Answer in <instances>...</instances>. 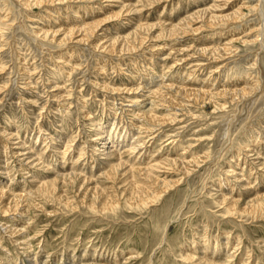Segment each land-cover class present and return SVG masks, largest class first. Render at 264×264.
Masks as SVG:
<instances>
[{"label": "rangeland", "instance_id": "374dc122", "mask_svg": "<svg viewBox=\"0 0 264 264\" xmlns=\"http://www.w3.org/2000/svg\"><path fill=\"white\" fill-rule=\"evenodd\" d=\"M26 1L30 2L26 5ZM213 1L159 0L146 5L144 0H50L42 4L35 0H0V171H3L0 173V190L6 192L5 198L0 200V264H243L244 261V264H264V210L230 213L226 209L234 198L243 207L252 197L264 194V152L261 153L264 151V94L257 92L239 103L217 95L221 103L227 100L225 107L219 109L209 99L185 97L176 90L177 86L185 87L189 83L190 88L195 85L194 88L209 89L211 93L233 88L237 80L236 85L240 86L249 79L253 81L250 76L254 74H257L255 79H261L258 66L263 67L264 75L263 0H232L225 12L237 8L244 11L233 24L219 29L203 26L195 31L185 27L186 33L169 34L171 25L182 22L184 25L190 13ZM255 5L261 7L259 14L254 10ZM125 6L133 10L127 11ZM90 7L93 10L89 11ZM120 10L119 17L108 18L112 11ZM76 18L81 19L76 21L77 24L103 21L95 31L96 35L88 40H80L77 36L73 40L59 41L63 28L77 26ZM260 21L261 25L257 26ZM200 23L195 21L190 26L197 27ZM56 30L59 33L55 39L43 37L42 33ZM257 30L262 31L258 39L253 37ZM142 34L141 41L134 40V36ZM125 35L133 44L137 42L135 47L123 46L121 50L120 44L116 52L104 47L111 42V37L123 38ZM205 37L207 41L211 40L207 43ZM220 44L228 51L219 59L210 58L202 51L203 46L213 48ZM255 53L261 59L253 65ZM157 81L163 86L170 84L167 85L170 91L165 88L167 86H158ZM226 83L230 85L227 87ZM157 88L174 96L176 102L178 99V104L150 93L149 89ZM150 99H154L155 116L168 117L163 124L152 122L141 113L150 105ZM139 100H143L140 106ZM130 118L136 125L128 120ZM110 125L115 127V130L112 127L111 141L115 142L116 150L105 161L104 154L96 156L92 153L94 149L89 143L98 126L109 132ZM70 134H74V139ZM137 135L141 137L137 138ZM51 137L57 142L54 143ZM67 138L68 141L73 139L70 140L73 145L67 146ZM131 138L135 140L132 142ZM84 142L86 150L82 149ZM131 142L136 143L134 150L129 148ZM253 146L261 150L257 159L253 158L254 152L249 148ZM23 150H26L24 157L21 155ZM42 151L45 154L42 155ZM78 153L83 156L79 157ZM160 157L168 159L169 164L165 161L156 167L155 174L161 180H170L171 185L165 190L159 188L155 198L130 203L125 185L131 178L130 168L149 166L161 161ZM172 158L178 159L177 164H171L169 159ZM148 159L153 162L149 164ZM118 161L126 167L125 174L120 170L114 181L106 179L104 172ZM54 165L59 167H56L59 173H78L79 177L97 179L96 185L101 189L97 200L94 198L96 202L89 204L90 191L84 186L81 188L76 180L75 187L61 178L56 181V196L63 194L61 197L38 190L39 181H50L54 177ZM253 168H257L256 172ZM251 179L253 182L249 181ZM13 180L14 187L8 183ZM139 180L136 178L138 184H142ZM93 182L95 180L88 188L94 185ZM106 193L118 195L119 203L114 208L102 207L100 200ZM18 194H22V205L5 212L3 204ZM216 197L227 200L220 203Z\"/></svg>", "mask_w": 264, "mask_h": 264}, {"label": "bare ground", "instance_id": "6f19581e", "mask_svg": "<svg viewBox=\"0 0 264 264\" xmlns=\"http://www.w3.org/2000/svg\"><path fill=\"white\" fill-rule=\"evenodd\" d=\"M36 2L35 3H39V4H42L44 1H50V0H35ZM105 1H113V0H105ZM145 2H146V5H151L152 3H154V2H157V1H159V0H144ZM232 0H214L213 1V3L211 2V4L210 5H208V6H206V7H204V8H200V9H198V10H196V11H194V13L193 14H191L190 13V16H189V20H188V22H185L184 23V25L182 24V23H176V24H173V25H171L170 26V28H169V30H168V32H169V34H176V33H186V29H185V27H188L190 30H192V31H195V30H198V29H200L201 27H203V26H209L210 28L211 27H213L214 29H219V28H221L222 26H224V25H230V24H233L234 22H236L237 20H239L241 17H242V11H243V9H240V8H237L236 10H233V11H231V12H225V8H226V6H228L229 4H230V2H231ZM30 2V1H29ZM28 1H26V5L29 3ZM32 2V1H31ZM34 2V1H33ZM121 2V1H120ZM119 2V3H120ZM262 2H264V0L262 1ZM32 4V3H31ZM92 4V3H91ZM91 4H90V6H91ZM261 4V3H260ZM244 5V4H243ZM242 5V6H243ZM245 5H247V4H245ZM30 6V5H29ZM89 6V5H88ZM94 6V5H93ZM78 7V6H77ZM98 7V6H97ZM100 7V6H99ZM98 7V8H99ZM110 7V6H109ZM123 7V6H122ZM126 7V6H125ZM260 7V6H259ZM264 7V6H263ZM262 7V8H263ZM261 8V7H260ZM260 8H258L257 7V5H255V7H254V10H256V12L258 13L259 12V9ZM51 9V8H50ZM96 9V8H95ZM232 9V8H231ZM84 10V9H83ZM82 10V11H83ZM90 10H93V8L92 7H90V9H89V11ZM126 10L127 11H132L133 10V8L132 7H126ZM134 10H137V9H135L134 8ZM229 10H230V8H229ZM85 11V10H84ZM88 11V12H89ZM262 11V10H261ZM79 12V11H78ZM87 12V13H88ZM121 10L120 11H118V12H113L112 11V13L113 14H111L110 16H108V18H110V17H119L120 16V14H121ZM244 12V11H243ZM86 13V12H85ZM264 13V12H263ZM259 14V13H258ZM85 15V14H84ZM262 15V14H261ZM244 16V15H243ZM245 16H246V14H245ZM260 16V15H259ZM258 16V17H259ZM49 17V16H48ZM72 17V16H71ZM74 17H75V15H74ZM80 17H82L81 15H80ZM137 17V16H136ZM263 17V16H262ZM261 16H260V18H262ZM65 18V17H64ZM83 18V17H82ZM66 19V18H65ZM75 19V18H74ZM73 19V20H74ZM106 19V18H105ZM264 19V18H263ZM79 20H81L80 18H79ZM77 18H76V20L74 21L75 23H76V21H79ZM134 20V19H133ZM241 20H244L243 18L241 19ZM84 21V20H83ZM88 21V20H87ZM91 22H86L85 23V21L81 24L80 22H78L79 24H77V26L75 27V24H74V26L72 27L71 25V27H66V28H63L64 30H63V34H62V37L59 39V41H63V40H70V39H74L75 37H77V36H80L78 39H80V40H88L93 34H95V31L97 30V28L99 27V25L102 23V21L103 20H96V21H92V20H90ZM195 21H200L201 23L199 24V26L197 25V27H191L190 25L192 24V22H195ZM245 21H246V19H245ZM244 21V22H245ZM259 21V20H258ZM73 22V23H74ZM130 22V21H129ZM240 22H242V21H240ZM141 23H143V22H141ZM238 23V22H237ZM243 23V22H242ZM71 24V23H70ZM139 24V23H138ZM258 24H260L261 25V21H260V23H258L257 22V26H259ZM65 25H67V24H65ZM69 25V24H68ZM73 25V24H72ZM139 25H141V24H139ZM239 25V24H238ZM237 25V26H238ZM62 26V25H61ZM116 26V25H115ZM143 26V25H142ZM141 26V27H142ZM233 26V25H232ZM256 26V27H257ZM65 27V26H64ZM101 27V26H100ZM138 27H140V26H138ZM227 27V26H226ZM102 28V27H101ZM187 28V29H188ZM230 28V27H229ZM228 28V29H229ZM235 28V27H234ZM253 28H254V26H253ZM105 29V28H104ZM138 29V28H137ZM140 29V28H139ZM227 29V30H228ZM232 29V28H231ZM249 29V28H248ZM258 29V28H257ZM263 29V28H262ZM261 29V30H262ZM61 30V29H60ZM134 30H136V29H134ZM261 30H257L256 31V36H253V37H255L256 39H258L259 38V35L261 34ZM105 31V30H104ZM138 31V30H137ZM215 31H217V30H215ZM220 31V33H221V31L222 30H219ZM226 31V30H225ZM232 31V30H231ZM234 31V30H233ZM250 31V30H249ZM251 31H253V30H251ZM61 32V31H60ZM97 32V31H96ZM99 32V31H98ZM101 32V31H100ZM133 32V31H132ZM218 32V31H217ZM216 32V33H217ZM57 33H59V30H56V31H53V32H51V33H49L48 31L47 32H44V33H42L44 36L43 37H51L52 39H55V37H56V34ZM137 33H139V31L137 32ZM178 33V34H179ZM232 33V32H231ZM263 33H264V30H263ZM102 34H103V31H102ZM128 34V33H127ZM139 34H141V33H139ZM223 34H226V33H223ZM228 35H229V31H228V33H227ZM248 34V33H247ZM96 35V34H95ZM130 36H131V31H130V34H129ZM183 35V34H182ZM208 35H209V33H208ZM262 35V34H261ZM94 36V35H93ZM100 36V35H99ZM102 36V35H101ZM104 37H105V35H103ZM119 36H121V35H119ZM129 36V37H130ZM133 36V35H132ZM141 36H143V34L142 35H137V36H134V40H138V41H141V39H142V37ZM219 36V35H218ZM227 36V35H226ZM233 36V35H232ZM59 37V36H58ZM115 36H113V37H111L112 38V40H111V42H109L108 43V45L106 44V46H104V47H106V49L107 50H109L110 52L111 51H114V52H116L115 50H116V48L121 44L122 45V47L121 46H119L120 47V49L121 48H124L123 46H125V47H127V48H131V46H133V47H135L134 46V44H135V42H134V44L132 43V40H130V39H128V38H126V35H125V37H115ZM127 37H128V35H127ZM193 37V36H192ZM206 37H207V35H206ZM205 37V38H206ZM222 37V36H221ZM92 38V37H91ZM108 38V37H107ZM110 38V39H111ZM209 38H210V36H209ZM227 38V37H226ZM229 38V37H228ZM232 38V37H231ZM243 38V37H242ZM109 39V38H108ZM215 39H217V36H216V38ZM219 39V41H220V38H218ZM238 39H240V38H238ZM77 40V39H76ZM91 40V39H90ZM199 40V39H198ZM203 40V39H202ZM209 40H211V39H209ZM208 40V41H209ZM214 40V39H213ZM227 40V39H226ZM57 41H58V39H57ZM79 41V40H78ZM206 41H207V38H206ZM208 41H207V43H208ZM229 41V40H228ZM242 41V40H241ZM243 41H244V39H243ZM260 41V40H259ZM263 42H262V45L264 44V40H262ZM67 42V41H66ZM65 42V43H66ZM105 42H107V41H105ZM211 42V41H210ZM224 42V41H223ZM261 42V41H260ZM71 43H73V42H71ZM79 43V42H78ZM77 43V44H78ZM83 43H85V41L83 42ZM137 43V42H136ZM142 43V42H141ZM206 43V44H207ZM222 43V42H221ZM67 44V43H66ZM66 44H64V45H66ZM132 44V45H131ZM258 44H259V42H258ZM261 44V43H260ZM75 45V44H74ZM91 45H92V43H91ZM221 45H223V44H220V46H214L213 48L212 47H209V46H203L202 47V51L203 52H205L206 54H208L209 55V57L210 58H215V59H217L218 57H224L225 56V54L224 53H226V48L225 47H221ZM79 46V45H78ZM95 46V45H94ZM93 46V47H94ZM99 46V45H98ZM97 46V47H98ZM256 46L258 47V45L256 44ZM103 47V48H104ZM182 47V46H181ZM262 47H264V46H262ZM90 48V47H89ZM92 48V47H91ZM232 49V48H231ZM118 50V49H117ZM121 50H123V49H121ZM196 50V49H195ZM62 51V50H61ZM64 51V50H63ZM108 51V52H109ZM197 51V50H196ZM196 51L194 52V53H196ZM228 51V50H227ZM231 51V50H230ZM257 51V50H256ZM264 51V50H263ZM59 52V51H58ZM70 52V51H69ZM203 52H201V53H203ZM61 53V52H60ZM63 53V52H62ZM199 53V52H198ZM257 53V52H256ZM255 53V54H256ZM261 53H263V52H261ZM64 54H65V52H64ZM71 54H72V52L69 54L70 55V57H71ZM66 55V54H65ZM73 55V54H72ZM229 55V54H228ZM62 56H63V54H62ZM264 56V55H263ZM65 57V56H64ZM69 57V58H70ZM254 57H256L254 60H253V65L257 62V60L260 58V57H258V55L256 54V56H254ZM262 57V56H261ZM209 58V59H210ZM207 59H208V57H207ZM215 59H213V60H215ZM219 59V58H218ZM261 59V58H260ZM259 59V60H260ZM61 60V59H60ZM182 60V59H181ZM68 61V60H67ZM196 61V60H195ZM217 61V60H216ZM254 61H255V63H254ZM263 61V60H262ZM61 62V61H60ZM154 62V61H153ZM264 62V61H263ZM66 63V62H65ZM64 64V63H63ZM153 64V63H152ZM199 64V63H198ZM217 64V63H216ZM62 65V64H61ZM146 65V64H145ZM256 65V64H255ZM261 65H263V64H261ZM149 66V65H148ZM200 66V65H199ZM64 67V66H63ZM62 67V68H63ZM73 67V66H72ZM71 67V68H72ZM196 67V66H195ZM219 67V66H218ZM257 67V66H256ZM61 68V67H60ZM144 68H146L145 66H144ZM258 69L257 70H259V72H261V75L259 76V77H261V79L260 78H256L255 79V77L254 76H256L255 74H254V76L252 77V76H250V78H254V79H251V80H253V81H249L248 80V82H246V83H244V84H240V86H237L236 84L239 82V80H237L238 82H236L235 80H232V82H236V84H234L235 85V87H233V88H229V89H225V88H223V89H218L216 92L214 91L213 93H211V91L209 90V89H206V90H204V89H199L198 90V88L196 89V88H194V86L192 87V88H190L191 87V84H190V86H189V84H188V86H186L185 85V87H183V86H181V85H179V87L177 86V92L180 94V95H183V96H185V97H194V98H200V97H203V99H209L210 101H213L214 102V104H215V108H219V109H223V107H225V103L227 102V100L225 101L224 100V102H220V100L221 99H218V97H217V95L218 96H220V95H223V96H225V97H227V99L229 98L230 100H234L235 102H241V101H244L248 96H252L253 94H255V93H257V92H261V94H264V75H263V67H257ZM70 69V68H69ZM152 69V68H151ZM216 69V68H215ZM219 69V68H218ZM64 70V69H63ZM139 70V69H138ZM147 70V69H146ZM217 70V69H216ZM143 71V70H142ZM151 71V70H150ZM149 71V72H150ZM158 72V71H157ZM191 72V71H190ZM218 72V71H217ZM67 73V72H66ZM65 73V74H66ZM144 73V72H143ZM152 73V72H151ZM154 73V72H153ZM145 74H146V76H147V71L145 72ZM144 74V75H145ZM163 74V73H162ZM259 74V73H258ZM67 75V74H66ZM138 75V74H137ZM140 76L142 75V74H139ZM143 75V76H144ZM152 75V74H151ZM151 75H148V76H151ZM160 75V74H159ZM192 75V74H191ZM142 76V77H143ZM164 76V75H163ZM139 77V76H138ZM153 77V76H152ZM151 77V78H152ZM157 77V76H156ZM194 77V76H193ZM217 77V76H216ZM215 77V78H216ZM242 77H245V76H242ZM241 77V78H242ZM141 78V77H140ZM160 79H161V77H159ZM213 78V77H212ZM214 78V79H215ZM239 78V77H238ZM237 78V79H238ZM134 79V78H133ZM143 79H146V77L145 78H143ZM149 79V78H148ZM157 79V78H156ZM160 79H159V81H160ZM187 79V78H186ZM240 79V78H239ZM56 80V79H55ZM150 80V79H149ZM162 80H163V78H162ZM161 80V81H162ZM204 80V79H203ZM208 80V79H207ZM213 80V79H212ZM211 80V81H212ZM242 80V79H241ZM155 81V80H154ZM191 81V80H190ZM210 81V80H209ZM215 81V80H214ZM214 81H213V83H214ZM243 81V80H242ZM247 81V80H246ZM148 82H150V81H148ZM204 82V81H203ZM202 82V83H203ZM205 82H206V80H205ZM204 82V83H205ZM60 83V82H59ZM144 83V82H143ZM156 83V82H155ZM161 83V82H160ZM165 83V82H164ZM169 83H171V80L169 81ZM181 83V82H180ZM200 83V82H199ZM220 83V82H219ZM218 83V84H219ZM228 83H230V82H228ZM156 84H158V81H157V83ZM185 84H186V82H185ZM206 84V83H205ZM49 85V84H48ZM161 86L162 85V87H165V86H169L170 84H165V86H163V84L161 83V84H158V86ZM200 85H201V83H200ZM219 85H221V83L219 84ZM222 85H224V83L222 84ZM226 85H227V83H226ZM228 85H230V84H228ZM228 85H227V87H228ZM233 85V84H232ZM147 86V85H146ZM168 86L167 87H165V88H167V91H170L169 89H168ZM181 86V87H180ZM171 87V86H170ZM176 87V86H175ZM203 87V86H202ZM210 87H211V85H210ZM139 88V87H138ZM147 88V87H146ZM161 88V87H160ZM172 88H173V86H172ZM219 88H220V86H219ZM137 89V88H136ZM140 89V88H139ZM138 90V89H137ZM215 90V89H214ZM144 91V90H143ZM142 90H141V92H143ZM149 91H150V93L152 92L153 94L154 93H156L155 95H159V97H163V98H165V99H167L170 103H173L174 105H177L178 103V99H177V102H176V98L174 99V96H171L170 94L169 95H167L165 92H163L162 90H160L159 88H157V89H149ZM148 91V92H149ZM172 91V90H171ZM140 92V93H141ZM173 92V91H172ZM138 93V92H137ZM139 93V94H140ZM170 93V92H169ZM174 93V92H173ZM172 93V94H173ZM178 93H176V94H178ZM65 94V93H64ZM152 94V95H153ZM179 94H178V96H179ZM258 94V93H257ZM54 95V94H53ZM143 95V94H142ZM259 95H260V93H259ZM118 96H120V95H118ZM176 96V95H175ZM261 96V95H260ZM263 96V95H262ZM138 97V96H137ZM140 97H142V96H140ZM145 97H148V96H145ZM145 97H142L143 99L145 98ZM152 97V96H151ZM158 97V96H157ZM182 97V96H181ZM224 97V98H225ZM257 97H258V95H257ZM120 98V97H119ZM124 98H125V96H124ZM136 98V97H135ZM178 98V97H177ZM264 98V97H263ZM118 99V98H117ZM122 99V98H121ZM120 99V100H121ZM146 99V98H145ZM161 99V98H160ZM180 99V98H179ZM182 99V98H181ZM195 99V100H196ZM132 100H135V99H132ZM153 100L154 99H152V101H151V99H150V105L148 106V107H146V108H144V110L142 109V108H140V109H142L143 110V112H141V113H143V115L144 116H146L147 118H148V120H153L152 122H154V121H161V123H162V121H164V120H166V118H168V117H165V118H162V117H160V115H159V117H157V116H155L156 114H154V102H153ZM155 100H156V98H155ZM198 100V99H197ZM196 100V101H197ZM199 100H201V99H199ZM146 101V100H145ZM148 101V100H147ZM161 101H163V99H161ZM229 101V100H228ZM231 101V102H232ZM142 102V103H141ZM160 102V101H159ZM168 102V103H169ZM212 102V103H213ZM143 104V100H139L138 101V105L139 104ZM146 103V102H145ZM202 103H204L203 102V100H202ZM140 104V105H141ZM180 104H181V102H180ZM135 105H137V103H135ZM139 105V106H140ZM159 105V104H158ZM171 105V104H170ZM65 106V105H64ZM107 106V105H106ZM156 106H157V104H156ZM180 106V105H179ZM66 107V106H65ZM135 107V106H134ZM174 107V106H173ZM116 108H117V105H116ZM120 108V107H119ZM169 108V107H168ZM176 109V108H175ZM118 110V109H117ZM127 110V109H126ZM132 110V109H131ZM138 110H139V108H138ZM115 112H116V110H114ZM123 111H125V110H123ZM140 111V110H139ZM126 112V111H125ZM118 114V113H117ZM121 115V114H120ZM137 115H139V113L137 114ZM142 115V116H143ZM177 115V114H176ZM115 116V115H114ZM122 116V115H121ZM168 116V115H167ZM42 117V116H41ZM131 117H133V114H132V116ZM115 118V117H114ZM125 118V117H124ZM124 118H122L123 120H124ZM170 118V117H169ZM116 119V118H115ZM121 119V118H120ZM144 119V118H143ZM118 119H116V121H117ZM122 120V121H123ZM129 121L131 120V118L130 119H128ZM127 120V121H128ZM145 120V119H144ZM120 121V120H119ZM128 121V122H129ZM132 121V120H131ZM134 121V120H133ZM133 121H132V123H133ZM139 121H141V120H139ZM151 121H147L146 120V122H151ZM143 122V121H142ZM101 123V122H100ZM106 123V122H105ZM114 123H116L115 121H114ZM114 123H111V125L112 124H114ZM118 123H120V122H118ZM117 123V124H118ZM156 123V122H155ZM121 124V123H120ZM125 124V123H124ZM134 124V123H133ZM163 124V123H162ZM9 125V124H8ZM104 125V124H103ZM109 125V124H108ZM110 125V126H111ZM134 125H136V124H134ZM140 125V127H141V124H139ZM144 125V124H143ZM146 126H147V123L145 124ZM152 125V124H151ZM105 126V125H104ZM131 126V125H130ZM129 126V127H130ZM109 127V126H108ZM112 127H114V126H111V128H110V131L108 132V129H102L100 126H98L97 128H96V131H95V133L92 135V138H91V142H93V143H89V145H91L92 146V148L94 149L93 151H92V149H91V151H92V153H95L96 154V156L97 155H99V154H104L105 155V157H104V159H106L105 161H108V159H110V157H111V155H113L114 153H115V142H113V141H111V138L113 137L111 134H112ZM151 127H153V126H151ZM39 128V127H38ZM127 128V127H126ZM134 128H132L131 130H133ZM152 129V128H151ZM114 130H115V127H114ZM130 130V131H131ZM138 130V129H137ZM140 130H142V129H140ZM145 130H146V128H145ZM129 131V130H128ZM133 131H135V130H133ZM121 132V131H120ZM124 132V131H123ZM132 132V131H131ZM12 133V132H11ZM18 133V132H17ZM57 133V132H56ZM64 133V132H63ZM115 133V132H114ZM117 133V132H116ZM6 134V133H5ZM13 134V133H12ZM122 134V133H121ZM138 134V133H137ZM11 135V134H10ZM9 135V136H10ZM31 135V134H30ZM37 135H38V133H37ZM36 135V136H37ZM42 135H44V134H42ZM51 135V134H50ZM74 135V134H73ZM72 135V136H73ZM76 135H78V134H76ZM114 135V134H113ZM123 135H126V133L125 134H123ZM122 135V136H123ZM135 135V134H134ZM16 136H18V135H16ZM39 136V135H38ZM57 136V135H56ZM61 136V135H60ZM70 136H71V134H70ZM71 136V137H72ZM112 136V137H111ZM118 136V135H117ZM138 136V135H137ZM140 136V135H139ZM139 136L137 137V138H139ZM154 136V135H153ZM20 137H21V135H20ZM35 137V136H34ZM42 137H44V136H42ZM47 137V136H46ZM63 137V136H62ZM70 137V138H71ZM76 137V136H75ZM134 137H136V135L134 136ZM141 137V136H140ZM52 138V137H51ZM54 138V137H53ZM53 138L51 139V140H53ZM77 138V137H76ZM125 138H126V136H125ZM136 138V139H137ZM256 138H258V136H256ZM17 139H19V137L17 138ZM31 139V138H30ZM38 139V138H37ZM36 139V140H37ZM41 139V138H40ZM44 139V138H43ZM65 139V138H64ZM73 139H74V136H73ZM73 139H69V141H68V138H67V141L69 142V145L67 144V146H71V142H70V140L71 141H73ZM90 139V138H89ZM88 139V140H89ZM115 139V138H114ZM113 139V140H114ZM120 139V138H119ZM172 139H174V138H172ZM176 139V138H175ZM50 140V139H49ZM55 140V139H54ZM53 140V141H54ZM59 140V139H58ZM76 140V139H75ZM74 140V141H75ZM128 140V139H127ZM133 140H135L134 138H133ZM133 140H132V138H131V141L133 142ZM141 140V139H140ZM262 140V139H261ZM35 141V140H34ZM66 141V142H67ZM119 141V140H118ZM121 141H122V139H121ZM142 141V140H141ZM173 141V140H172ZM260 140H258V142H259ZM9 142V141H8ZM45 142H46V139H45ZM52 142V141H51ZM57 141H54V143H56ZM63 142V141H62ZM65 142V143H66ZM83 142V141H82ZM132 142H131V144H129V148L131 149V150H134L135 149V145L134 144H136V143H134V144H132ZM255 142H256V139H255ZM261 142V141H260ZM10 143V142H9ZM15 143H18L16 140H15ZM32 143V142H31ZM64 143V142H63ZM71 143V144H70ZM120 143V142H119ZM248 143H250V142H248ZM262 143V142H261ZM21 143H19V145H20ZM23 144V143H22ZM59 144V143H58ZM80 144H82V143H80ZM84 144H85V142H84ZM83 144V146L84 147H82V149H85L86 147H87V145L85 146ZM88 144V143H87ZM126 144H127V142H126ZM143 144V143H142ZM243 144V143H242ZM15 145V144H14ZM24 145V144H23ZM31 145V144H30ZM73 145V144H72ZM124 144H122V146H123ZM128 145V144H127ZM246 145V144H245ZM249 145H251V144H249ZM254 145V144H253ZM4 146H6V148H7V144L5 145L4 144ZM21 146V145H20ZM44 146V145H43ZM48 146V145H47ZM59 146V145H58ZM65 146V145H64ZM64 146H63V148H64ZM121 146V147H122ZM148 146V145H147ZM243 146V145H242ZM258 146V145H257ZM261 146V145H260ZM259 146V147H260ZM10 147V146H9ZM17 147V146H16ZM22 147H24V146H22ZM33 147H35V145L33 146ZM32 147V148H33ZM45 147V146H44ZM44 147H41L42 148V150H44L43 148ZM54 147V146H53ZM76 147V146H75ZM74 147V148H75ZM118 147V146H117ZM139 147V146H138ZM149 147V146H148ZM240 147H241V145H240ZM246 147H248V146H246ZM245 147V148H246ZM70 148V147H69ZM69 148H68V150H69ZM119 148V147H118ZM136 148H137V145H136ZM249 148H252V151L254 152L253 153V155L255 156V157H253V155H252V157L254 158V159H257V157L259 156V153L261 152V150L260 151H258L257 150V147H249ZM9 149H12V148H9ZM8 149V150H9ZM13 149H15V148H13ZM48 149V148H47ZM53 149V148H52ZM62 149V148H61ZM65 149V148H64ZM72 149V148H71ZM79 149V148H78ZM123 149V148H122ZM138 149V148H137ZM241 149V148H240ZM261 149V148H260ZM27 150V149H26ZM25 150V151H26ZM28 150H30V149H28ZM27 150V151H28ZM49 150H50V148H49ZM55 150H57L56 148H54V151ZM60 150V149H59ZM67 150V149H66ZM80 151H81V149H79ZM86 150V149H85ZM84 150V151H85ZM148 150V149H147ZM247 150H248V148H247ZM251 150V149H250ZM10 151V150H9ZM8 151V152H9ZM16 151V150H15ZM21 151V150H20ZM24 151V150H23ZM25 151L23 152V153H21V155H23V157H24V154H25ZM64 152H65V150H63ZM74 151V150H73ZM78 151V150H77ZM79 151V152H80ZM84 151H82V152H84ZM120 151V150H119ZM122 151V150H121ZM120 151V152H121ZM125 151V150H124ZM123 151V152H124ZM150 151V150H149ZM242 151H243V147H242ZM244 151H246V150H244ZM244 151H243V153H244ZM12 152V151H11ZM42 152H44V153H41L42 155L43 154H45V151H42ZM50 152V151H49ZM56 152V151H55ZM59 152V151H58ZM119 152V153H120ZM122 152V153H123ZM131 152V151H130ZM239 152V151H238ZM264 151H262L261 153H263ZM10 153V152H9ZM13 153V152H12ZM63 153V152H62ZM68 153V152H67ZM71 153H73L72 151H71ZM70 153V154H71ZM74 153H76V151L74 152ZM73 153V154H74ZM89 153V152H88ZM119 153H118V155H119ZM121 153V154H122ZM236 154H238L237 152H235ZM247 153V152H246ZM260 153V154H261ZM7 154V153H6ZM49 154V153H48ZM55 154H57V153H55ZM127 154H129V151H128V153ZM139 154V153H138ZM146 154V153H145ZM148 154V153H147ZM147 154H146V156H147ZM158 154V153H157ZM206 155H207V153H205ZM240 154V153H239ZM245 154V153H244ZM13 155V154H12ZM16 155V154H15ZM18 155V154H17ZM20 155V154H19ZM27 155V154H26ZM61 155V154H60ZM130 155V154H129ZM143 155V154H142ZM155 155V154H154ZM241 155V154H240ZM239 155V156H240ZM250 155V154H249ZM49 156H51V155H49ZM48 156V157H49ZM54 156H56V155H54ZM58 156V155H57ZM56 156V157H57ZM62 156H67V155H62ZM78 156L80 157V156H83V155H79V153H78ZM77 156V157H78ZM94 156V155H93ZM122 156V155H121ZM139 156V155H138ZM205 156V155H204ZM231 156H233L232 155V153H231ZM6 157V156H5ZM11 157V156H10ZM30 157V156H29ZM59 157V156H58ZM57 157V158H58ZM69 157V156H68ZM76 157V159H78ZM119 157H120V155H119ZM122 157H125V156H122ZM141 157V156H140ZM139 157V158H140ZM145 157V156H144ZM149 157L151 158V156L149 155ZM148 157V158H149ZM158 157V156H157ZM162 157H166V156H162ZM176 157V156H175ZM235 157V156H234ZM234 157H232V158H234ZM244 158L246 157L245 155L243 156ZM263 157V156H262ZM31 158V157H30ZM50 158H52V156L50 157ZM60 158V157H59ZM86 158V157H85ZM97 158V157H96ZM113 158V157H112ZM116 158V157H115ZM121 158V157H120ZM129 158V157H128ZM159 158V157H158ZM161 158V157H160ZM201 158V157H200ZM239 158V157H238ZM243 158V159H244ZM248 158H250V156L248 157ZM20 159V158H19ZM63 159H64V157H63ZM75 159V160H76ZM99 159V158H98ZM162 159V158H161ZM231 159V158H230ZM8 160V159H7ZM24 160V159H23ZM38 160V159H37ZM54 160V159H53ZM65 160V159H64ZM126 160V159H125ZM125 160H124V165H125ZM128 160V159H127ZM154 160V159H153ZM168 159H162L161 161H157V159H156V161H157V163H153V164H151V165H149V166H145V167H142V166H138V167H135V165H134V167L133 168H130V170H131V172H132V174H131V178L130 179H128L127 181H126V186H127V190H129V192H128V197H127V200L128 201H130V203H141V202H143L145 199H147V198H155L156 196H157V194H158V189L159 188H161L162 187V189H164L165 190V188L167 187H169V185H171L170 183L171 182H169V181H164V180H161L155 173V168L157 167V168H159L158 166L159 165H161V164H163V163H166L165 161H167ZM170 160V162H171V164H173V165H175V164H177V162H178V159H176V158H172V159H169ZM227 160V159H226ZM235 160H237V159H235ZM50 161V160H49ZM57 161H60V159L59 160H57ZM63 161V160H62ZM77 161V160H76ZM81 161V160H80ZM99 161H101V160H99ZM104 161V162H105ZM123 161V160H122ZM142 161V160H141ZM148 161V163L150 162V163H152L153 161L152 160H150L149 161V159L147 160ZM152 161V162H151ZM193 161V160H192ZM228 161V160H227ZM232 161V160H231ZM242 161H244V160H242ZM90 162V161H89ZM88 162V163H89ZM95 162V161H94ZM94 162H92L91 161V163H94ZM110 162V161H109ZM129 162V161H128ZM134 162V161H133ZM168 163L167 164H169V161H167ZM185 161H183V163H184ZM194 162V161H193ZM237 162V161H236ZM262 162V161H261ZM20 163H24V162H20ZM51 163V162H50ZM59 163V162H58ZM61 163H63V162H61ZM75 164H77L76 162H74ZM84 163V162H83ZM91 163H90V165H91ZM149 163V164H150ZM229 165H231L229 162H227ZM244 163V162H243ZM253 163V162H252ZM255 163V162H254ZM6 164H7V162H6ZM25 164V163H24ZM26 164H28V163H26ZM66 164V163H65ZM185 164H186V162H185ZM185 164H183L184 166H182L183 168H185ZM249 164V163H248ZM8 165V164H7ZM19 165V164H18ZM56 165V164H55ZM54 165V177L52 178V180H50V181H46V180H43V181H39V185H38V187H37V189L38 190H40V191H43V192H50V193H53V196H56V194L58 193L57 192V183H56V181L59 179V178H61V179H63L64 181L63 182H68L69 183V185L70 184H72L74 187H75V184H76V181L79 183V185H80V187L82 188L83 186H84V188H87L89 191H90V199L88 200V202H90L89 204L90 205H93L94 204V201L96 202V200H97V198H98V192H99V190L101 189L99 186H97L96 185V180L97 179H94L95 180V182H93L94 183V185H92V187L91 188H88V185H89V183H91L92 181H94L93 179H91V178H93V177H83V175L81 176V177H79L77 174H74V173H59V172H57L58 170L56 169V167H58V166H55ZM58 165V164H57ZM69 165V164H68ZM86 165H88L87 163H86ZM85 165V166H86ZM187 165V164H186ZM232 165H233V163H232ZM236 165V164H235ZM244 165V164H243ZM247 165V164H246ZM252 165V164H251ZM14 166V165H13ZM12 166V167H13ZM65 166V165H64ZM264 166V165H263ZM5 167V166H4ZM11 167V168H12ZM71 167H73V166H71ZM78 167V166H77ZM81 167V166H80ZM79 167V168H80ZM164 167V166H163ZM232 167V166H231ZM251 167H253V166H251ZM255 167H256V165H255ZM254 167V168H255ZM21 168V167H20ZM59 168V167H58ZM126 167H124L123 166V163L121 162V161H118V162H115L114 164H112L111 165V167H110V169L108 170V171H106V172H104V176H105V178L106 179H112L113 181H114V179L116 178V176H117V174L120 172V170L121 171H123L124 172V169H125ZM156 168V169H157ZM161 168V167H160ZM165 168V167H164ZM239 168V167H238ZM253 168V169H254ZM8 169V168H7ZM76 169H78V168H76ZM81 169V168H80ZM90 169H92V167L91 168H89V170ZM162 169V168H161ZM234 169V168H233ZM251 169V168H250ZM249 169V170H250ZM253 169L251 170V171H253ZM257 169V168H256ZM256 169H254L255 170V172H256ZM14 170V169H13ZM69 170H70V167H69ZM99 170V169H98ZM129 170V168H128V171H130ZM230 170H232V168L230 169ZM241 170V169H240ZM8 171H9V169H8ZM7 171V172H8ZM65 171V170H64ZM64 171H62V172H64ZM71 171V170H70ZM86 171V170H85ZM84 171V172H85ZM157 171H158V169H157ZM227 171V170H226ZM235 171V170H234ZM234 171H232V172H234ZM264 171V170H263ZM11 172H13V171H11ZM78 172H79V170H78ZM82 172V171H81ZM90 172V171H89ZM242 172V171H241ZM259 172V171H258ZM0 173H3V171L1 170L0 171ZM86 173V172H85ZM230 172H228V174H229ZM243 173V172H242ZM251 173H253V172H251ZM13 174V173H12ZM124 174H125V172H124ZM80 175V174H79ZM96 175H98V174H96ZM235 175V174H234ZM253 175V174H252ZM257 175V174H256ZM263 175H264V172H263ZM86 176V175H85ZM239 175L237 174V177H238ZM241 176V175H240ZM259 176H260V174H259ZM98 177V176H97ZM96 177V178H97ZM128 177V176H127ZM264 177V176H263ZM136 178H137V180H138V178H140V180H142V184H138V182L136 181ZM220 178H221V176H220ZM241 178V177H240ZM250 178V177H249ZM252 178V177H251ZM256 178V177H255ZM258 178V177H257ZM256 178V179H257ZM260 178V177H259ZM225 179V178H224ZM236 179V178H235ZM248 179V178H247ZM261 179V178H260ZM259 179V180H260ZM9 180V179H8ZM74 180V181H73ZM76 180V181H75ZM111 180V181H112ZM139 180V181H140ZM214 180V179H213ZM213 180H211V181H213ZM239 180V179H238ZM241 180V179H240ZM253 180H254V177H253ZM258 180V181H259ZM262 180H263V178H262ZM5 181V180H4ZM215 181V180H214ZM250 182L252 181V179L251 180H249ZM3 182V181H2ZM26 182H27V180H26ZM228 182V181H227ZM253 182V181H252ZM4 183V182H3ZM8 183L9 184H11V183H15L14 182V180H13V182H10V181H8ZM92 183V184H93ZM174 183V182H173ZM208 183V182H207ZM211 183H213V182H211ZM240 183V182H239ZM261 183H263V181L261 182ZM148 184H150V185H148ZM236 184H237V182H236ZM235 184V185H236ZM7 185V184H6ZM11 185H13V187H14V184H11ZM255 185V184H254ZM91 186V185H90ZM89 186V187H90ZM232 186V185H231ZM5 187V186H4ZM12 187V188H13ZM221 187V186H220ZM220 187H219V189H220ZM233 187V186H232ZM250 187V186H249ZM11 188V189H12ZM106 188V187H105ZM118 188V187H117ZM14 189V188H13ZM12 189V191L11 192H13L14 190ZM79 189V188H78ZM77 189V190H78ZM103 189V188H102ZM56 190V191H55ZM144 191V192H143ZM160 191V190H159ZM163 191V190H162ZM57 192V193H56ZM112 192V191H111ZM146 192V193H145ZM8 193V192H7ZM103 194H105L104 193V191L102 192ZM108 193V192H107ZM106 193V195H104L103 196V198L100 200V202H101V204H102V207H107V208H114L115 207V205L116 204H118L119 203V198L117 197L118 195L116 194V195H114L115 194V192H114V194H107ZM263 193V192H262ZM23 194V193H22ZM21 194V195H22ZM136 194V195H135ZM258 194V193H257ZM5 195H6V192L5 191H3V190H0V200L1 199H4L5 198ZM20 194H18V195H14L12 198H13V200L12 201H10L11 203L13 202V204H10V202H5V204H3L4 205V211L5 212H8V211H11L12 209H17V208H19L18 206L21 204V202H22V196H21ZM63 194H61V196H62ZM89 195V194H88ZM58 196H60L59 194L56 196V197H58ZM60 196V197H61ZM226 197H228V196H226ZM226 197H220V198H217L218 200H219V202L220 203H225V201L227 200V198ZM232 197H234V196H232ZM11 198V196H10V199H12ZM85 198H86V194H85ZM96 200H95V199ZM123 198V197H122ZM230 198V197H229ZM238 198V197H237ZM9 199V198H8ZM239 199V198H238ZM7 200V199H6ZM5 200V201H6ZM231 200V199H230ZM8 201V200H7ZM33 202H34V200H33ZM41 203V202H40ZM98 203V202H97ZM228 203V202H227ZM22 205V204H21ZM1 207V206H0ZM22 209V208H21ZM80 209V208H79ZM226 209H227V211L228 212H230V213H233V212H236L237 210H241L242 212H251V213H259V212H261L262 210H264V194L262 195H257V196H255V197H252V199H249L245 204H244V206L243 207H241V204L238 202V201H236L235 200V198H234V200H231L229 203H228V205L226 206ZM20 212V211H19ZM17 215V214H16ZM18 217V216H17ZM14 218V217H13ZM16 220V219H15ZM14 223V222H13ZM27 244V243H26ZM215 246V245H214ZM123 250V249H122ZM205 250V249H204ZM203 250V251H204ZM209 251V250H208ZM222 251V250H221ZM218 252V251H217ZM27 253V252H26ZM215 254H217L216 252H215ZM27 255V254H26ZM25 256V255H24ZM29 256V255H28ZM35 256V255H34ZM183 256V255H182ZM213 256V255H212ZM82 257V256H81ZM102 257V256H101ZM215 257V256H214ZM193 258V257H192ZM204 258V257H203ZM215 259H217V258H215ZM30 260V259H29ZM45 260V259H44ZM44 260H43V262H44ZM187 260V259H186ZM228 260V259H227ZM244 260V259H243ZM197 261V260H196ZM226 261V260H225ZM233 261V260H232ZM247 261V260H246ZM33 262V261H32ZM36 262V260L34 261V263ZM42 262V263H43ZM245 262V261H244ZM244 262H243V264H244ZM17 263V262H16ZM44 263H46V262H44ZM230 263V262H229ZM2 264V263H1ZM5 264V263H4ZM20 264V263H19ZM22 264H24V263H22ZM26 264V263H25ZM36 264V263H35ZM205 264H215V263H212V262H207V263H205Z\"/></svg>", "mask_w": 264, "mask_h": 264}]
</instances>
